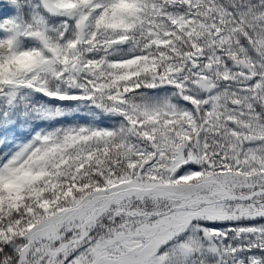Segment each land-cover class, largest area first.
Wrapping results in <instances>:
<instances>
[{"label":"snow or ice","instance_id":"snow-or-ice-1","mask_svg":"<svg viewBox=\"0 0 264 264\" xmlns=\"http://www.w3.org/2000/svg\"><path fill=\"white\" fill-rule=\"evenodd\" d=\"M0 264H264V0H0Z\"/></svg>","mask_w":264,"mask_h":264},{"label":"rangeland","instance_id":"rangeland-1","mask_svg":"<svg viewBox=\"0 0 264 264\" xmlns=\"http://www.w3.org/2000/svg\"><path fill=\"white\" fill-rule=\"evenodd\" d=\"M3 151V150H2Z\"/></svg>","mask_w":264,"mask_h":264}]
</instances>
